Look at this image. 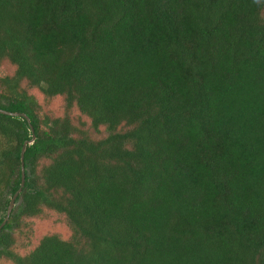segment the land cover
<instances>
[{"label":"trees","instance_id":"trees-1","mask_svg":"<svg viewBox=\"0 0 264 264\" xmlns=\"http://www.w3.org/2000/svg\"><path fill=\"white\" fill-rule=\"evenodd\" d=\"M0 110V264H264V0H0Z\"/></svg>","mask_w":264,"mask_h":264},{"label":"water","instance_id":"water-1","mask_svg":"<svg viewBox=\"0 0 264 264\" xmlns=\"http://www.w3.org/2000/svg\"><path fill=\"white\" fill-rule=\"evenodd\" d=\"M0 114L6 115V116H11V117H23V118H25L27 120L28 123H30V120L28 119V117L25 116V115H23V114H14V113H9V112L3 111V110H0ZM34 140H35V136L33 135L32 140L30 142H26L24 146L32 145L33 142H34ZM24 154H25V148L22 150V154H21V162H22V180H21V187H20V189L17 191V193L14 195V197L10 201V204L8 206V209H7L6 218L3 221V223L0 225V232L4 228V226L6 225V223L8 222V220H9V218L11 216V213H12V211L14 209L15 201L18 198L19 194L22 192V189H23V187L25 185Z\"/></svg>","mask_w":264,"mask_h":264},{"label":"rangeland","instance_id":"rangeland-1","mask_svg":"<svg viewBox=\"0 0 264 264\" xmlns=\"http://www.w3.org/2000/svg\"><path fill=\"white\" fill-rule=\"evenodd\" d=\"M36 96H38L39 98L41 96H39L38 93H35ZM59 106H60V103L58 102V100H54L53 102L47 104V107H46V110L49 109V111L52 113H54L55 115H60L59 112H60V109H59ZM49 231H53V232H58V233H61L63 236H67V232L66 230L63 228V227H53V226H49V225H40L39 227V235H43Z\"/></svg>","mask_w":264,"mask_h":264}]
</instances>
